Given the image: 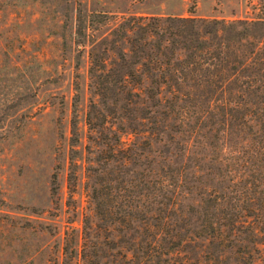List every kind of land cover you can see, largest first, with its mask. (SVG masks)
<instances>
[{
    "label": "rangeland",
    "instance_id": "rangeland-1",
    "mask_svg": "<svg viewBox=\"0 0 264 264\" xmlns=\"http://www.w3.org/2000/svg\"><path fill=\"white\" fill-rule=\"evenodd\" d=\"M130 14L257 34L264 0H0V264H264L249 96L124 79Z\"/></svg>",
    "mask_w": 264,
    "mask_h": 264
},
{
    "label": "trees",
    "instance_id": "trees-1",
    "mask_svg": "<svg viewBox=\"0 0 264 264\" xmlns=\"http://www.w3.org/2000/svg\"><path fill=\"white\" fill-rule=\"evenodd\" d=\"M259 22L261 31L255 34L248 23L253 26L256 20L130 14L110 33L125 40L126 52L134 58L136 66L124 72V79L149 73L156 83L160 78L169 81L177 95L196 90L248 95L261 124H256L255 139L264 143V21ZM97 46L92 45L90 58L104 72L107 57H98Z\"/></svg>",
    "mask_w": 264,
    "mask_h": 264
}]
</instances>
